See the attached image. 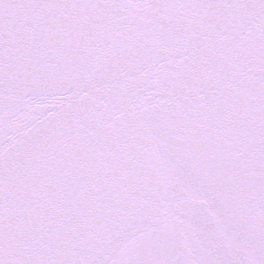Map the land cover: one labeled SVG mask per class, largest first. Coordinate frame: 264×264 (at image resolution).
<instances>
[{
    "label": "snow or ice",
    "instance_id": "6c2138e0",
    "mask_svg": "<svg viewBox=\"0 0 264 264\" xmlns=\"http://www.w3.org/2000/svg\"><path fill=\"white\" fill-rule=\"evenodd\" d=\"M0 264H264V0H0Z\"/></svg>",
    "mask_w": 264,
    "mask_h": 264
}]
</instances>
